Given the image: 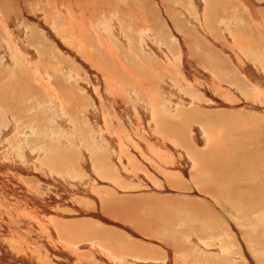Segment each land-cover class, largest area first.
Returning <instances> with one entry per match:
<instances>
[{
  "label": "rangeland",
  "instance_id": "obj_1",
  "mask_svg": "<svg viewBox=\"0 0 264 264\" xmlns=\"http://www.w3.org/2000/svg\"><path fill=\"white\" fill-rule=\"evenodd\" d=\"M21 1L9 0V5L16 3L10 7L0 1L4 12L9 14L6 18L0 9V71L8 74L2 73L0 84L12 81L11 86L0 88V100L7 97L5 104L0 101V205L5 207L1 213L8 215L4 224H0V264H264V217L259 212L255 213L257 216L243 214L239 217L225 199L223 202V198L218 197V190L214 193L219 201L202 192L197 187L196 176L200 171L196 164L179 160L180 166L175 168V162L165 154L168 160L165 159L163 170L174 173V177L169 179L157 174L160 168L148 162H154L152 156H155L150 137H146L143 130L135 129L129 116L122 113L126 96L134 103L139 99L146 104L155 97L162 101L166 99L163 101L166 104L158 106L163 120H168L172 113L167 110L169 104H175L172 109L180 108L182 115L177 118V133L178 137L182 135L181 139L175 140L166 130L163 135L160 132L166 150L170 149L177 158L181 153L187 155V151L194 154L209 150L210 144H195L196 129L201 137L209 136L208 143L219 144L217 152L223 153L232 146L250 152L258 142L262 144L257 150L264 152L261 142L264 139V98L258 97L254 89L258 87L264 92V80L255 71H264V0H111L112 3L89 0L86 4L74 5L76 11L81 10L88 18L80 17L83 25L88 22L85 27L89 33V41L85 39L89 47L87 51L82 49L83 53L80 47L87 49V43L83 37L81 39L80 32L75 28V38L70 40L67 25L58 22L57 15H64L65 9H56L53 1L48 0ZM94 8L98 11V14L97 11L93 13L95 17L91 14ZM149 41L163 46L164 41L165 48L169 46L175 56L180 57L179 63L176 59L179 64L175 69L176 72L178 68L177 74L170 68L162 73L155 72L159 85L167 88L153 84L145 95L153 80L149 65L161 57L148 48L146 43ZM110 49L113 53L108 52ZM84 52L89 55L85 57ZM182 57L187 71L182 69ZM210 64L214 65L210 67ZM240 65L248 76H252L243 77ZM119 66L124 68L121 70ZM188 66H191L190 70ZM125 68L135 71L139 84L131 86L123 71ZM203 71L210 76L202 74ZM95 72L104 75L106 80L99 76L101 79L96 83L92 77ZM214 75L217 81L227 82L221 89L211 82ZM107 76L112 77L110 81ZM188 76L196 77L193 82L201 86L191 88L192 81L186 79ZM164 78L171 87L163 82ZM232 81L240 88L238 93L232 92L227 85ZM82 82L98 88L94 93L97 98L101 97L99 121L103 120L102 113L107 122L112 114L119 124V140L102 139L97 127L94 128L101 122L92 126L84 114L96 101ZM109 85H113V91ZM116 88H119L118 92L114 91ZM127 90L143 91L144 94L141 98L137 95L131 98ZM189 99L194 105L184 103L183 100ZM59 107L75 127L70 125L66 130V126L59 124V117L55 115L59 113ZM6 114L12 116L13 127L11 125L9 133L2 134ZM108 133L114 137L115 128L109 126ZM137 138L142 141L141 145ZM29 151L37 157L33 161L25 156ZM255 151L252 150L258 152ZM122 153L121 164L118 155ZM126 156L131 158L132 164ZM15 159L29 161V165L26 163L27 167L22 169L13 166ZM12 173L16 178H11ZM175 182H178L177 187ZM239 191L248 193L246 189ZM8 199L20 203L22 208H33L38 224L30 225L28 218L22 219V215L12 212ZM52 216L53 223L65 224L64 229L68 230L63 233L57 227L53 232L55 235L52 234L47 226L50 222L49 225L54 227L50 221ZM77 245L84 246L78 249Z\"/></svg>",
  "mask_w": 264,
  "mask_h": 264
},
{
  "label": "bare ground",
  "instance_id": "obj_2",
  "mask_svg": "<svg viewBox=\"0 0 264 264\" xmlns=\"http://www.w3.org/2000/svg\"><path fill=\"white\" fill-rule=\"evenodd\" d=\"M0 1H3V3H5L6 5H9L8 4V2H9V0H0ZM29 1V0H28ZM33 1H35V0H33ZM37 1H39V2H41L42 0H37ZM53 1V2H52ZM95 1V0H94ZM99 1H101V0H99ZM110 2H111V0H109ZM198 1H200V0H198ZM236 1V0H235ZM13 2V1H12ZM19 2L21 3V2H23V1H21V0H19ZM25 2V1H24ZM27 2V1H26ZM30 2V1H29ZM47 2V1H46ZM48 2H52L54 5H55V7H56V9H59V8H63V9H65V11H66V13L63 15V14H61V13H59L57 16H58V18L60 19H58V22H63L65 25H67V30H69L70 31V34H69V38H70V40H72V39H74L75 37V34H74V32H75V28L80 32V37H81V39H82V37H83V39H84V42L86 41L85 39H88L87 37H88V35H89V33H88V28H86L85 27V25H87V23L86 24H84L83 25V20L82 19H80V17L82 18H86L87 16H83V12L81 11V10H79V11H76L75 9H74V5H76V4H80V3H84L85 2V4H86V2H90L89 0H48ZM93 2V1H92ZM95 2H98V1H95ZM105 2H107V1H105ZM109 2V3H110ZM137 2V1H136ZM159 2V1H158ZM43 3V2H42ZM108 3V4H109ZM112 3V2H111ZM130 3V2H129ZM1 5H0V9H2L3 10V5H2V2L0 3ZM23 4L24 3H22V6H23ZM25 4H27V3H25ZM85 4H84V7H85ZM87 4H89V3H87ZM96 4H98V3H96ZM100 4V3H99ZM221 4V3H220ZM239 4V3H238ZM94 5H95V3H94ZM110 5V4H109ZM112 5V4H111ZM110 5V6H111ZM10 6H16V3H11L10 5H9V7ZM29 6V5H28ZM44 6V5H43ZM87 6V5H86ZM89 6V5H88ZM116 6V5H115ZM129 6V5H128ZM6 7H8V6H6ZM5 7V8H6ZM79 7H81V5H79ZM83 7V6H82ZM92 7V6H91ZM100 7V6H99ZM99 7H97L96 9L98 10L99 9ZM50 8V7H49ZM76 8H78L77 6H76ZM86 8V7H85ZM90 8V7H89ZM111 8V7H110ZM10 9V8H9ZM33 8H31V10H32ZM37 9V8H36ZM82 10L84 9V8H81ZM90 9H93V8H90ZM95 9V8H94ZM92 10L91 12V14H93V13H96L95 11H97V10ZM101 9V8H100ZM116 9V8H115ZM118 9V8H117ZM164 9H166V8H164ZM12 10V9H11ZM30 10V9H29ZM38 10V9H37ZM44 10V9H43ZM87 10V9H86ZM85 10V11H86ZM102 10V9H101ZM111 10H113V8L111 9ZM5 11H6V9H5ZM8 11V10H7ZM25 11V10H24ZM89 11V10H88ZM103 11V10H102ZM102 11H100V12H102ZM116 11V10H115ZM114 11V12H115ZM3 12H4V10H3ZM42 12V11H41ZM55 12V11H54ZM81 12V13H80ZM99 12V13H100ZM107 12V11H106ZM111 12V11H110ZM22 12H20L19 13V15L21 14ZM56 13V12H55ZM87 14H88V12H86ZM112 13H113V11H112ZM1 14V13H0ZM12 14V13H11ZM42 14H43V12H42ZM86 14V15H87ZM91 14H88L89 16L91 15ZM96 14H98V11H97V13ZM130 14V13H129ZM2 15V14H1ZM4 15H6V18H8V16H9V14H7L6 12H4ZM37 15V14H36ZM44 15V14H43ZM46 15V14H45ZM94 15V14H93ZM12 16V15H11ZM14 16V15H13ZM51 16V15H50ZM56 16V15H55ZM115 16V15H114ZM4 17V16H3ZM48 17V16H47ZM93 17H95V15L93 16ZM92 17V18H93ZM99 17V16H98ZM13 18V17H12ZM15 18V17H14ZM139 18V17H138ZM4 19V18H3ZM45 19V18H44ZM86 19H88V18H86ZM51 20V19H50ZM82 20V21H81ZM85 20V19H84ZM93 20H94V18H93ZM12 21V20H11ZM86 21V20H85ZM13 22V21H12ZM25 22V21H24ZM142 22V21H141ZM19 23V22H18ZM199 23V22H198ZM30 23H28V25H29ZM32 24V23H31ZM102 24H103V22H102ZM121 24V23H120ZM145 24V23H144ZM21 25V24H20ZM42 25V24H41ZM45 25H48V24H44V26ZM91 25V24H90ZM31 26V25H30ZM102 26V25H101ZM144 26V25H143ZM147 26V25H146ZM4 27H5V25H4ZM24 27V26H23ZM32 27H33V25H32ZM32 27H30V28H32ZM48 27V26H47ZM156 27V26H155ZM3 28V27H2ZM20 28V30L22 29L21 28V26L19 27ZM30 28H28L29 30H30ZM44 28H46V27H44ZM94 26L93 27H91V31H92V29L94 30ZM98 28V27H97ZM35 29V28H34ZM104 29V28H103ZM149 29V28H148ZM23 30V29H22ZM25 30V29H24ZM33 30V29H32ZM53 30V29H52ZM160 30V29H159ZM56 31V30H55ZM62 31V30H61ZM77 31V32H78ZM115 31V30H114ZM118 31V30H117ZM116 31V32H117ZM149 31V30H148ZM52 32V31H51ZM78 32V33H79ZM93 32V31H92ZM54 33V32H53ZM98 33V32H97ZM121 33V32H120ZM149 34L151 33V32H148ZM206 33V32H205ZM154 34H155V32H154ZM151 35V34H150ZM211 35V34H210ZM9 36H11V35H9ZM105 36V35H104ZM78 38H79V35L77 36ZM97 37H99V36H97ZM128 37V36H127ZM1 39V38H0ZM82 39V40H83ZM97 39V38H96ZM101 39V38H100ZM149 39V38H148ZM82 40H80L79 39V41H81L82 42V44H83V41ZM154 40V39H153ZM77 41V40H76ZM88 41H89V39H88ZM88 41H86L85 43H87ZM103 42H104V40H103ZM102 42V43H103ZM132 42V41H131ZM158 41H156V43H157ZM160 42H161V40H160ZM241 42V41H240ZM239 42V43H240ZM170 43H171V41H170ZM219 43V42H218ZM107 44H109V45H112V44H110V43H107ZM163 44H164V46L162 45V43H159V44H155V42L154 41H152V42H147L146 43V45L148 46V48L149 49H152L153 51H155V52H157V54H160L161 55V57H160V59H158V61L157 60H155L154 62H152L150 65H149V70H150V72L153 74V76L152 77H150V79L152 78L153 80H151V82H150V85H149V82H148V84H147V86L149 85V87L147 88V90H145V95L146 94H148L151 90L149 89L150 88V86L151 85H153V84H157L158 86H160L159 84V82H158V80H157V78H155L154 77V75H155V72L157 73V72H163V71H166V70H168L169 68L170 69H172V71H174V73H176L177 74V72H178V68H177V71L175 72V69H176V67H178V65L179 64H177V61H178V63H179V57L180 56H175V54L173 53V51H171L169 48V46H168V48H165V46H167L165 43H164V41H163ZM84 45V44H83ZM103 45H104V43H103ZM103 45H101V43H100V48L102 49V46ZM172 45V44H171ZM80 46V45H79ZM15 47V46H14ZM17 47V46H16ZM85 47H87V49H85L84 48V46L81 48L80 47V51H81V53H83L82 52V49L83 50H88V43H87V45H85ZM105 47V46H104ZM113 47V46H112ZM220 47V46H219ZM111 48V47H110ZM171 48H173V47H171ZM178 48V47H177ZM27 49V48H26ZM90 50H91V47L89 48ZM105 49H107V46L105 47ZM105 49H103V50H105ZM114 49V48H113ZM148 49V50H149ZM90 50H89V52H90ZM112 49H110L108 52H112L113 53V51H111ZM151 50V51H152ZM173 50V49H172ZM94 51V50H93ZM106 51V52H107ZM178 50H176V52H177ZM216 51V50H215ZM30 52V51H29ZM28 52V53H29ZM102 52V51H101ZM184 52V51H183ZM214 52V51H213ZM85 53V52H84ZM88 54V52H86L85 54H83V55H85V57H86V55ZM91 54V53H90ZM102 54V53H101ZM108 54V53H107ZM200 54V53H199ZM25 55V54H24ZM89 55V54H88ZM201 55V54H200ZM108 56V55H107ZM119 56V55H118ZM182 56V55H181ZM246 56V55H245ZM6 57H8V56H6ZM26 56H24V58H25ZM29 57V56H28ZM110 58H111V60L113 59L112 58V56H109ZM115 57V56H114ZM216 57V56H215ZM23 58V59H24ZM31 58V57H30ZM33 58V57H32ZM7 59V58H6ZM176 59H177V61H176ZM197 59V58H196ZM199 59V58H198ZM216 59V58H215ZM26 60V59H25ZM29 60V59H28ZM88 60H90V59H88ZM109 60V59H108ZM110 60V61H111ZM116 60V59H115ZM146 60V59H145ZM181 60V59H180ZM185 60V59H184ZM183 57H182V62L181 63H183ZM203 60H204V57H203ZM203 60H202V62H203ZM1 61V60H0ZM11 61H13V60H11ZM18 61V60H17ZM24 61V60H23ZM98 61V60H97ZM199 61H201V60H199ZM206 61H207V59H206ZM205 61V62H206ZM249 60H247V62H248ZM8 62H10V60H8ZM91 62V61H90ZM112 62V61H111ZM117 62H118V60H117ZM146 62V61H145ZM187 61H185V63H186ZM115 63V62H114ZM199 64H202L201 62H198ZM209 63L210 62H208V65H209ZM223 63H224V61H223ZM245 64V66H248V65H246L247 63L246 62H244ZM10 64L11 65H13V63L12 62H10ZM93 64H94V62H93ZM117 64V63H116ZM184 64V63H183ZM187 64V63H186ZM218 64V63H217ZM22 65H23V63H22ZM90 65L91 66H93L91 63H90ZM96 65V64H95ZM121 65V64H120ZM122 65H123V63H122ZM176 65V66H175ZM195 65L197 66V64L195 63ZM212 64H210V67H212L211 66ZM118 66V65H117ZM187 65H185L184 64V68L182 67V69H185V68H187L186 67ZM33 67H35V66H33ZM99 67V66H98ZM112 67H114V65L112 66ZM127 67V66H126ZM195 67V66H194ZM222 67V66H221ZM260 67V66H259ZM36 68V67H35ZM116 69H117V67H115ZM119 68L122 70V68H124V67H122L121 68V66H119ZM188 68H189V70L191 69V66H188ZM203 68V67H202ZM88 69L89 70H91L92 68L91 67H88ZM115 69V70H116ZM127 68H125L123 71L128 75V78H129V80H130V83H131V86L132 85H134V86H136V84H139V83H137L138 82V76L136 77V73H135V71H133V69L132 70H126ZM130 69V68H129ZM196 69H197V67H196ZM214 69V68H213ZM217 69V68H216ZM239 69H240V71H241V65H240V67H239ZM112 70H114V69H112ZM114 70V71H115ZM120 70V71H121ZM186 71H187V69H185ZM208 70V69H207ZM211 71H212V69H210ZM246 70V69H245ZM13 71H15V70H13ZM26 71V70H25ZM70 71V70H69ZM114 71H112V73L114 72ZM118 71V70H117ZM185 71V72H186ZM193 71V70H192ZM254 71V70H253ZM255 71H257V76L258 77H260L261 79H263L264 80V71H262L261 69H258V70H255ZM8 72V71H7ZM91 72H93V71H91ZM247 72V71H246ZM250 71H248L247 73H249ZM252 72V71H251ZM250 72V73H251ZM2 71H0V79L3 77L2 76ZM16 73V72H15ZM39 73V72H38ZM115 73V72H114ZM119 73H121V72H119ZM147 73V72H146ZM210 73V72H209ZM6 75H8L7 73H5ZM4 73H3V75H5ZM14 74V73H13ZM40 74V73H39ZM73 74V73H72ZM104 74V73H103ZM105 74H106V72H105ZM202 74H204L205 76H210V75H208V73L206 72V71H203V73ZM210 74H212V73H210ZM223 74L224 73H222V76H223ZM241 74L243 75V77L244 76H246V77H249L248 76V74H246L244 71H243V69H242V71H241ZM254 75H255V73H253ZM15 75V74H14ZM107 75V74H106ZM120 75V74H119ZM148 75V74H147ZM194 74H192V76H193ZM69 76H71V75H69ZM68 76V77H69ZM78 76H79V74H78ZM102 76V75H100V73L99 72H95V74H92V77H94V81H96V83H98V81L101 79L100 77ZM112 77H113V75H111ZM110 76V77H111ZM149 76V75H148ZM192 76H188V77H186V79L191 83V81H192V83L190 84L191 85V88H193L194 87V85L195 86H201V84L200 83H196V82H193V80L195 81V79H196V77H195V79L192 77ZM215 76V75H214ZM221 76V75H220ZM219 76V77H220ZM252 76V75H251ZM103 77H104V75L102 76V79H103ZM111 77V78H112ZM155 78V80H154V78ZM156 77H157V75H156ZM217 76H215V78H213V80L211 81L213 84H214V86H217L216 88H218V89H221L222 88V85L223 84H226L227 82H224L223 81V79H221V81H223V82H219V81H217L216 78ZM235 77V76H234ZM257 77V78H258ZM25 78H26V74H25ZM29 78V77H28ZM39 78V77H38ZM78 78V77H77ZM76 78V79H77ZM87 78V77H86ZM107 78H108V76H107ZM111 78H108L109 79V81H110V79ZM162 78V77H161ZM179 80H182L183 79V77H177ZM222 78V77H221ZM9 79H11V77L9 78ZM22 79V78H21ZM104 79L106 80V78L104 77ZM121 79V78H120ZM147 79H149L148 77H147ZM259 79V78H258ZM35 80V79H34ZM75 80V79H74ZM118 80V79H117ZM117 80H116V82H117ZM121 80H123V79H121ZM163 80V82L166 84V83H168V85H169V81H166L167 79H162ZM83 81V80H82ZM150 81V80H149ZM170 81L172 82H174V80H171L170 79ZM198 81V80H197ZM259 81V80H258ZM11 80H7V81H4L2 84H0V88L1 87H8V86H11L10 84H11ZM34 82V81H33ZM77 82V81H76ZM91 82V81H90ZM119 82H120V80H119ZM119 82H117V83H119ZM246 82V81H245ZM260 82V81H259ZM78 83H79V80H78ZM84 85H85V88L88 90V94L90 93V95H92V98H94V100L96 101L95 102V104L94 105H92L91 107H87V109H86V111L85 112H87V113H84V114H87V116L89 117V119H90V121L92 122V126H94V124H98L99 122H101L100 123V126L98 125H96V126H94V128L95 127H97V129L99 130L98 131V133H99V135H100V137H102V139H105V140H107L108 142H111V141H113V140H119V138H121V133H120V130L118 129L119 128V124L117 123V120L115 119V117L111 114V118H110V120H109V122H107V119H106V117L104 116V114L102 113V118H103V120H102V118H101V120L102 121H99V117L101 116L100 115V110H101V107H100V104H99V98H101V97H98L97 98V96L95 95V93H94V90L96 91L98 88L95 86V88H94V86H93V84L92 83H90V85L91 86H89V84L88 83H84V82H82ZM114 83V82H113ZM123 83V82H122ZM121 83V84H122ZM23 84V83H22ZM108 84H110V83H108ZM115 84V83H114ZM145 85H146V83H144ZM15 85V84H14ZM117 86L119 85V84H116ZM227 85H229V87H230V90H233L232 92H234V91H236L237 93L240 91V88L238 87V85L237 84H235L233 81L231 82V83H229V84H227ZM17 86V85H16ZM41 86V85H40ZM113 86V85H112ZM111 85H109V87H110V90L112 89L111 87H112ZM116 86V87H117ZM142 86H143V84H142ZM170 87H171V85H169ZM15 87V86H14ZM115 87V86H114ZM153 87V86H152ZM162 87V88H161ZM256 87V86H255ZM107 87H105V89H106ZM122 88V90H124L125 88L124 87H121ZM142 88V87H141ZM154 88H155V85H154ZM160 88L161 89H165V88H167L165 85L164 86H160ZM252 88V87H251ZM254 88V87H253ZM18 89V88H17ZM23 89V88H22ZM53 89V88H52ZM119 89V88H118ZM117 88L114 90V91H117L118 90ZM127 89V88H126ZM157 89V88H156ZM181 89V88H180ZM210 89V88H209ZM214 89H215V87H214ZM255 89V92H257V96L258 97H262V98H264V92L261 90V89H259L258 87L257 88H254ZM27 90V89H26ZM25 90V91H26ZM46 90V89H45ZM143 90V89H142ZM141 90V91H142ZM150 90V91H149ZM167 90V89H166ZM165 90V91H166ZM173 89H171V92H173L172 91ZM184 90V89H183ZM239 90V91H238ZM252 90V89H251ZM16 91V90H15ZM111 91H113V90H111ZM110 91V92H111ZM120 91V90H119ZM124 91H126V90H124ZM132 91V90H131ZM130 90H127V93L128 94H130L131 95V98L132 97H134L135 95H137V96H139L140 98L142 97V95L144 94L143 93V91H142V93H138V92H136L135 90L134 91H132L131 92ZM189 91V90H188ZM31 92V91H30ZM66 92H67V90H66ZM98 92V91H97ZM96 92V93H97ZM118 92V91H117ZM121 92V91H120ZM119 92V93H120ZM228 92V91H227ZM242 92V91H241ZM22 93V92H21ZM32 93V92H31ZM114 93V92H113ZM168 93V92H167ZM62 94V93H61ZM104 94V93H103ZM112 94V93H111ZM123 95H127V94H125V93H122ZM121 94V95H122ZM182 94H183V92H182ZM225 94V93H224ZM15 95V94H14ZM13 95V96H14ZM65 95V94H64ZM69 95V94H68ZM99 95V94H98ZM106 95V94H105ZM115 95H116V93H115ZM179 95V94H178ZM244 94H242V96H243ZM11 96V95H10ZM12 96V97H13ZM32 96V95H31ZM31 96H29V97H31ZM61 97H62V95H60ZM112 96H114L113 94H112ZM117 96V95H116ZM119 96V95H118ZM152 96V98H153V94L151 95ZM160 96V95H159ZM181 96V95H180ZM249 96V95H248ZM123 97V96H122ZM127 97V99H125V101L127 100V102H125V103H122V107H123V111H122V113H123V115L124 116H129V119L134 123V127H135V129H141V130H143L144 132V134L146 135V137H150V140H151V142H152V144H151V147H153V148H151V149H153V151L155 152L154 154H155V156L153 155L152 157H153V159H154V162H153V160L152 161H148V162H150V163H152L153 165H156L157 167H159L160 168V172L159 171H157L156 173L158 174V173H161V174H163V176L164 177H168L169 179H171V177H174L173 175H174V173L173 174H168V173H166V171H164L163 170V165L165 164V161L167 162V160H168V158L170 159L171 158V160L170 161H174L175 163H174V165L173 166H175V168L176 167H179L180 165V161H186V162H189V163H193L194 165L196 164L197 166H198V169H199V171H200V174L199 175H197L196 177H197V183H198V188L202 191V192H204V193H206V194H210L211 196H213L214 198H216L217 199V201H219L218 200V198H217V196H215V193H214V191H216V190H218V193H217V195H218V197L219 196H221V198H223V202H224V199H225V203L226 204H228V206H230V208L232 209V210H234L233 212H235L236 213V215H245V216H250L251 214H254V215H256L255 213H257V212H259L258 214H261V216L262 217H264V152H261V151H259V150H257V149H259L258 147L259 146H261V144L258 142V143H254L255 145H256V148L254 147V146H252V148H250V149H252V150H256V151H258V152H256V153H254V152H252V150L250 151V152H247V151H245L243 148H238V147H234V146H232L231 148H229V149H227V150H223V153H221L220 151L219 152H217V148H218V145L219 144H216V143H214V142H212L211 141V143H208V141L209 140H211V139H209V136L208 135H206V137H201V135H199V133H198V131H197V129H196V133L194 134V142H196L195 144L197 145V144H201L202 142H203V146H206L207 144H210V146H209V150H207L206 152H200V151H196L194 154H192V153H188V151L186 152V154L187 155H185V153H181L179 156H178V158L176 157V155L174 154V152H172L170 149H168V150H166V148H165V144H163V140H162V138H161V136L163 135V131L164 130H166L167 132H169L170 134L169 135H173V137H174V139L175 140H178V138L179 139H181L180 137L182 136H180V137H178V130H177V127H178V120H177V118H178V115L179 114H181L182 115V112H181V110H180V108H178L177 106H176V108L175 109H172L173 108V105H175V104H169L168 105V107H169V109H167L168 110V112H172L171 113V115L169 116V118H168V120H163L160 116H159V108H158V106L159 105H161V104H166L165 102L163 103V101H166V99L165 100H161L162 98H158V97H155V98H153V101L150 103V102H148L147 104H146V102L145 103H143L141 100H136V102L134 103V101H132V99H130V97L128 98V96H126ZM162 97V96H161ZM169 98H170V96H168ZM188 97V96H187ZM189 97H191V96H189ZM245 97V96H244ZM2 98H7V97H2ZM123 98H125V97H123ZM138 98V97H137ZM166 98H167V96H166ZM181 98H183V97H181ZM4 99H1L0 101H1V103L2 104H5L6 103V101L4 102ZM82 99V98H81ZM80 99V100H81ZM103 99H104V97H103ZM113 99V98H112ZM149 99V98H148ZM150 99H151V97H150ZM149 99V100H150ZM164 99V98H163ZM168 99V98H167ZM174 99V98H173ZM191 99V98H190ZM183 100L184 101V103H191V104H193L194 102L192 101V100ZM194 99V98H193ZM258 99V98H257ZM83 100V99H82ZM105 101V100H104ZM108 101H109V99H108ZM111 101V100H110ZM109 101V102H110ZM189 101H191V102H189ZM82 102V101H81ZM112 102V101H111ZM113 102H115V101H113ZM133 102V103H132ZM168 102H169V100H168ZM167 102V103H168ZM212 102H213V100H212ZM215 102V101H214ZM213 102V103H214ZM101 103H102V101H101ZM116 103V102H115ZM172 103V102H171ZM200 103V102H199ZM259 103V102H258ZM263 103V102H262ZM119 104V103H118ZM117 104V105H118ZM133 104H135V105H133ZM197 104H198V102H197ZM197 104H195V105H197ZM110 105V104H109ZM133 105V106H132ZM178 105V104H177ZM194 105V104H193ZM103 106V105H102ZM111 106V105H110ZM179 106V105H178ZM160 107H162V106H160ZM60 108V107H59ZM134 108V109H133ZM186 108V107H185ZM82 110V109H81ZM132 110H134L135 112H133ZM166 110V109H165ZM58 111V110H57ZM59 113H57V114H55V115H57L58 117H59V124H61V125H63V126H66V130H69L68 129V126H70V125H72V123L70 122V120L68 119V117L66 116V114L65 113H63L62 112V109L60 108V111H58ZM102 112V111H101ZM134 113V114H133ZM188 114V113H187ZM7 115V114H6ZM161 115H163V114H161ZM169 115V114H168ZM180 115V116H181ZM57 116H56V120H57ZM126 116V117H127ZM195 116V115H194ZM110 117V116H109ZM166 117V116H165ZM184 117V116H183ZM190 117V116H189ZM6 119H4V123L7 125H4L3 127H2V134H4V133H9V131L11 130V125H12V123H13V118H12V116H10V115H7V117H5ZM86 118V117H85ZM182 118V117H181ZM191 118V117H190ZM87 119V118H86ZM126 119V118H125ZM170 119H171V121H170ZM8 120V121H7ZM87 121V120H86ZM119 121H120V119H119ZM15 122V121H14ZM89 122V121H88ZM186 122H187V120H186ZM69 123H71V124H69ZM94 123V124H93ZM120 123V122H119ZM185 123V122H184ZM180 124V123H179ZM60 125V126H61ZM131 125V124H130ZM199 125V124H198ZM72 126H74V125H72ZM109 126H112V128L114 129L115 128V136L113 137V136H111V135H109V133H108V127ZM114 126V127H113ZM7 127H8V129H7ZM12 127H13V125H12ZM71 127V126H70ZM75 127V126H74ZM89 127V126H88ZM1 128V127H0ZM201 129H203V128H201ZM13 130V129H12ZM193 131H195L194 129H193ZM160 132H162V135H160L161 133ZM192 132V131H191ZM200 132V131H199ZM14 133V132H13ZM166 133V132H165ZM193 133V132H192ZM1 134V135H2ZM23 134V133H22ZM137 134V133H136ZM168 134V133H167ZM181 134V133H180ZM17 135V134H16ZM138 135H140V134H138ZM208 136V137H207ZM3 139V138H2ZM138 139V138H137ZM136 139V141L141 145L142 144V141L141 140H137ZM182 139H183V137H182ZM132 140V139H131ZM185 140V139H184ZM218 140V139H217ZM217 140H215V141H217ZM5 141V140H4ZM9 141V140H8ZM261 141V140H260ZM115 142V141H114ZM119 142V145H123V144H120V141H118ZM133 142V141H132ZM207 142V143H206ZM245 142H247L246 140H245ZM261 142H263V145H264V139L261 141ZM6 143H7V141H6ZM113 143V142H112ZM121 143H123V142H121ZM3 144V143H2ZM183 144V143H182ZM205 144V145H204ZM114 145V144H113ZM221 145V144H220ZM250 145V144H249ZM182 146V145H181ZM183 146H185V145H183ZM197 146H200V145H197ZM135 147V146H134ZM186 147V146H185ZM184 147V148H185ZM220 147V146H219ZM131 148V147H130ZM133 148V147H132ZM189 148V147H188ZM242 149V150H241ZM127 150V149H126ZM194 150H195V148H194ZM249 150V149H248ZM119 151V150H118ZM166 153H165V152ZM210 151V152H209ZM5 152V151H4ZM40 152V151H39ZM123 152V151H122ZM150 152H151V150H150ZM193 152V151H192ZM120 153H121V151H120ZM206 153H208L209 154V156L207 157L206 156ZM32 154H33V156H32ZM165 154H167V157L168 158H165ZM116 155V154H115ZM118 155V154H117ZM123 155V153L122 154H120V155H118V160H119V162L122 164V156ZM25 156H27V157H29V161H33L34 159V157H35V153H33V152H27L26 154H25ZM187 156V157H186ZM13 157V156H12ZM127 158L126 159H128V163H131L132 164V162H131V158L129 157V156H126ZM11 158V157H10ZM30 158H31V160H30ZM35 158H37V157H35ZM11 159H13V158H11ZM165 159H167V160H165ZM24 160V159H23ZM121 160V161H120ZM150 160V159H149ZM180 160V161H179ZM29 161H26V163L25 162H22L21 160H17V159H15L13 162H12V165L13 166H18L19 168H21V167H23V168H25V167H27L28 165H29ZM5 162V161H4ZM179 162V163H178ZM209 162H213V163H209ZM147 163V162H146ZM185 163V162H184ZM5 164V163H4ZM15 164V165H14ZM25 164L27 165V166H25ZM171 164H173V163H171ZM208 164H210V165H208ZM7 165L8 166H11V164L10 163H7ZM150 165V164H149ZM133 165H130V167H132ZM160 166H162V167H160ZM170 166V165H169ZM172 166V167H173ZM155 167V166H154ZM171 167V166H170ZM210 167V168H209ZM133 168V167H132ZM132 168H129V169H132ZM158 168V169H159ZM22 169V168H21ZM27 169V168H26ZM153 169V168H152ZM182 169V168H181ZM180 169V170H181ZM234 171H236V172H238V174H236V172H234ZM121 172V171H120ZM133 172V171H132ZM182 172V171H181ZM233 172H234V174H233ZM191 173V172H190ZM177 174V177H178V173H176ZM137 175H140L139 173L137 174ZM142 175V174H141ZM201 175H204V177H201ZM190 177H191V175H190ZM11 178H16V174H14V173H12V175H11ZM179 179H181L180 177H179ZM199 179V180H198ZM6 180V179H5ZM16 181V180H15ZM171 181V180H170ZM174 181H178V179L177 180H174ZM170 183V182H169ZM178 183V182H177ZM177 183L175 182V187H177ZM200 183V184H199ZM171 184H173V183H171ZM170 184V185H171ZM19 185V184H18ZM112 186V185H111ZM173 186H174V184H173ZM178 186H180V184H178ZM17 187V186H16ZM23 187V186H22ZM117 187V186H116ZM7 188V187H6ZM5 188V189H6ZM48 188V187H47ZM4 189V190H5ZM9 189V188H8ZM239 189H246L247 191H248V193H245V192H241V191H239L238 192V190ZM6 191V190H5ZM119 191V190H118ZM27 192V191H26ZM228 192H230V197H228ZM236 192H238V194H236L235 195V193ZM219 193H220V195H219ZM5 194H6V192H5ZM27 194V193H26ZM28 195V194H27ZM62 195V194H61ZM7 196V195H6ZM7 197H9V196H7ZM53 197V196H52ZM220 198V197H219ZM9 200V199H8ZM221 200V199H220ZM13 201V200H12ZM9 202H10V200H9ZM16 202V201H15ZM13 205H12V204ZM9 204V206L8 207H10V210L12 211V212H17L18 214H20L19 216H21L22 215V219H23V217L25 216L26 217V219L28 218V221H29V224L30 225H35V222H36V214H35V212H34V209L32 208V210H31V208H30V206H27V207H25V208H22L21 206H20V203H14V202H10V203H8ZM227 206V207H228ZM2 207H3V209H2ZM1 207V205H0V213H1V211L2 210H4V206H2ZM42 207V206H41ZM27 208V209H26ZM229 208V209H230ZM45 210V209H44ZM38 211V210H37ZM40 211H41V209H40ZM40 211H39V213H40ZM46 211V210H45ZM44 212V211H43ZM42 212V213H43ZM7 212H4V213H1L2 214V216L0 215V218L2 219V220H0V224L1 223H3L4 222V219H8L7 218V214H6ZM10 213V212H9ZM8 213V214H9ZM15 214V213H14ZM25 214V215H24ZM7 215V216H6ZM51 215V214H50ZM4 216V217H3ZM38 216V215H37ZM45 216V215H44ZM244 216V217H245ZM257 216V215H256ZM12 217V216H11ZM240 217V216H239ZM21 219V220H22ZM26 219L24 218V221H26ZM56 219V218H55ZM42 220V219H41ZM23 221V220H22ZM50 221H52L51 223H52V225H54V227L53 226H50L49 225V223L47 224V226H49V228L48 229H51V233L52 234H54L53 232H55V230L57 229V227H58V229H59V231L61 232H63V231H67L68 229H64V228H66V225L65 224H63L62 225V223H58L57 221H55V223H53V216H52V219H50ZM39 222V221H38ZM46 222V221H45ZM23 223H25V222H23ZM37 223V222H36ZM40 223V222H39ZM72 223V222H71ZM4 224V223H3ZM38 224V223H37ZM42 224H43V222H42ZM6 225H7V227H9L8 226V224L6 223ZM26 225H28L27 223H26ZM63 229V230H61L60 229V227ZM3 227H5V225L3 226ZM27 227V226H26ZM29 227V226H28ZM42 227V226H41ZM46 227V226H45ZM1 228V227H0ZM68 228V227H67ZM0 231H2L1 229H0ZM31 232V231H30ZM64 233V232H63ZM55 235V234H54ZM61 235V234H60ZM194 239V238H193ZM196 240H198V242L200 241V239H196ZM202 241V240H201ZM74 245V244H73ZM76 245V244H75ZM90 245L91 246H93L94 247V244H91L90 243ZM180 245V244H179ZM205 245V244H204ZM206 245H208V244H206ZM82 246H84V245H77V248L78 249H80V248H82ZM88 246H89V244H88ZM75 247V246H74ZM94 248H96V247H94ZM93 248V249H94ZM92 249V250H93ZM225 249V248H224ZM73 250V249H72ZM227 250V249H226ZM77 251V250H76ZM224 251V250H223ZM75 252V251H74ZM108 253H109V251H108ZM102 254V253H101ZM105 255V254H104Z\"/></svg>",
  "mask_w": 264,
  "mask_h": 264
}]
</instances>
